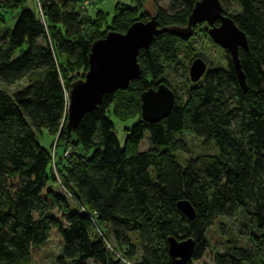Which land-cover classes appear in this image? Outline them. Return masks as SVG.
<instances>
[{
    "label": "trees",
    "instance_id": "obj_1",
    "mask_svg": "<svg viewBox=\"0 0 264 264\" xmlns=\"http://www.w3.org/2000/svg\"><path fill=\"white\" fill-rule=\"evenodd\" d=\"M83 1L0 0L14 11L0 42V81L26 80L11 93L0 89V264H27L30 248L46 239L60 246L59 264H127L134 243L143 247L136 264H174L166 252L168 235L193 240L192 264L206 250L207 227L236 209L247 219L252 251L232 245L212 254L211 263L264 264V0H237L231 14L222 7L246 36L247 49L237 53L246 90L222 49L226 67L187 81L184 98L175 93L168 115L152 123L140 117V92L166 84L163 61H172L180 48L188 51L199 23L188 36L179 28L196 0H169L167 9L150 15L142 12L143 0L115 3L109 21L99 8L92 15L76 8ZM151 15L160 30L137 52L138 76L124 89L104 93L68 129L67 90L87 69L91 42ZM74 68L82 74L68 76ZM112 118L131 120L121 142ZM43 130L54 137L49 149L36 138ZM144 132L148 146L139 150ZM181 132L204 145L213 142L218 154L179 164L175 153L183 146L174 135ZM179 199L191 203V219L176 209ZM107 232L122 251L109 245Z\"/></svg>",
    "mask_w": 264,
    "mask_h": 264
},
{
    "label": "water",
    "instance_id": "obj_2",
    "mask_svg": "<svg viewBox=\"0 0 264 264\" xmlns=\"http://www.w3.org/2000/svg\"><path fill=\"white\" fill-rule=\"evenodd\" d=\"M206 22V33L210 40L224 49L229 57L238 86L245 91L244 74L238 59V48L247 49V40L232 19L222 13L219 0H196L186 18V24L179 28L182 35L188 36L196 23ZM160 29L151 15L147 20L131 22L123 32L108 31L104 36L91 42L87 57V69L82 78L69 84L67 90L66 122L73 129L81 116L92 109L104 93L124 89L129 80L140 72L136 55L139 49L146 48L153 34ZM205 61L193 57L188 65L190 82L197 81L205 72ZM174 93L164 83L147 87L140 92L139 114L146 122H156L168 115L173 105ZM176 209L187 219L194 215L191 203L186 199L175 202ZM167 255L174 264H187L193 246L191 238L176 239L172 235L165 238Z\"/></svg>",
    "mask_w": 264,
    "mask_h": 264
},
{
    "label": "rangeland",
    "instance_id": "obj_3",
    "mask_svg": "<svg viewBox=\"0 0 264 264\" xmlns=\"http://www.w3.org/2000/svg\"><path fill=\"white\" fill-rule=\"evenodd\" d=\"M221 6L229 14L238 10L237 0H219ZM136 0H87V4H76V8H79L83 13L93 14L95 9L99 8L106 13V20L109 21L113 6L115 3L124 6H133ZM142 12L145 15H150L155 13L156 8L167 9L169 0H143L142 1ZM29 5V3H27ZM0 19H4L6 22H0V42L5 40L6 27L9 28L12 21L9 20L10 16L14 11H9L8 8L0 6ZM3 20V21H4ZM147 20V19H145ZM207 24L206 22H201L196 25L193 29V35L188 41V51L184 52L181 48L178 50L176 57L172 61H163L164 71L162 78L165 79V85H167L174 94L180 96L181 99L184 98V92L187 85L188 74L187 68L190 60L195 57H201L206 64L205 71L209 68L226 67L227 58L223 53L222 48L214 44L206 33ZM41 42L42 40L39 39ZM24 46H22L23 48ZM82 68H74L68 71V76L81 75ZM82 78V77H81ZM25 77H20L10 83H3L0 81V89L11 93L15 89L21 87L25 83ZM113 124L116 130V136L119 142L122 141L126 130L123 127L130 125V121L121 122L113 119ZM231 130L236 133L237 131V121L233 120L230 122ZM143 139L138 145L139 150H144L148 146L147 132H144ZM183 146L182 150L176 151V158L178 163L184 164L189 158H193L200 154H218V149L213 142H209L204 145L201 138L194 136L193 134L181 132L174 135ZM39 143L49 149L51 142L54 137L43 130L40 134L36 136ZM56 153H60L57 149ZM48 186L56 193H62L68 198V195L63 191L62 187L57 182H51ZM75 206H71L74 210ZM249 227L247 224V219L240 209H236L234 213L229 217H218L212 221V223L207 227L205 232L207 247L204 254L199 260L193 261L192 264H212V254L225 253L228 248L232 245L239 246L247 252L252 251V243L249 238ZM106 238L109 245H115L110 234L107 232ZM154 240L159 242L161 245V240L154 236ZM133 243V242H132ZM118 251H122V247L115 245ZM264 249V242H263ZM60 246L54 244L50 239L44 240L37 247L30 248L27 264H59L56 261L57 256L60 254ZM264 252V250H263ZM143 254V247L140 244L134 243L133 255L131 260L128 261L129 264L138 263L140 257ZM86 264H96L91 260L86 261Z\"/></svg>",
    "mask_w": 264,
    "mask_h": 264
},
{
    "label": "built area",
    "instance_id": "obj_4",
    "mask_svg": "<svg viewBox=\"0 0 264 264\" xmlns=\"http://www.w3.org/2000/svg\"><path fill=\"white\" fill-rule=\"evenodd\" d=\"M86 2H87V0H84V1L82 2V4H87ZM67 152H68V149L64 150V151L62 152V155H63V156H66V155H67ZM82 210H83V209H82ZM83 211H84V210H83ZM107 246H108V245H107ZM126 263L129 264L128 261H126Z\"/></svg>",
    "mask_w": 264,
    "mask_h": 264
}]
</instances>
